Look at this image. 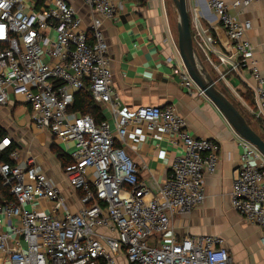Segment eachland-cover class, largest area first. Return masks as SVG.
Segmentation results:
<instances>
[{"label":"built area","instance_id":"built-area-1","mask_svg":"<svg viewBox=\"0 0 264 264\" xmlns=\"http://www.w3.org/2000/svg\"><path fill=\"white\" fill-rule=\"evenodd\" d=\"M264 0H205L226 43L221 52L197 11H189L194 47L229 91L226 75L247 72L255 84L253 106L240 101L255 122L264 123V70L253 59L247 34L250 21L229 13ZM90 16L87 27L70 0H0V106L22 103L31 125L57 144H72L63 178L78 198L71 212L66 198L29 154L0 141V181L12 200L0 203L2 264H236L216 236L178 240L172 218L189 215L204 199V179L219 163L216 141L196 139L171 107L126 110L111 87L105 21L117 17V0H78ZM38 3V4H37ZM208 29V30H207ZM178 55V53H177ZM200 56V55H199ZM173 75L188 93L204 95L191 81L179 58ZM240 77V76H239ZM87 91L105 117L95 124L89 115L70 112L74 95ZM239 99V98H238ZM129 127L168 137L174 156L170 174L152 193L139 179L127 153ZM239 137V136H238ZM240 139L243 151L230 191V207L261 231L264 249V158ZM119 141V142H118ZM21 158V159H20ZM43 203L49 214L39 213Z\"/></svg>","mask_w":264,"mask_h":264},{"label":"crops","instance_id":"crops-1","mask_svg":"<svg viewBox=\"0 0 264 264\" xmlns=\"http://www.w3.org/2000/svg\"><path fill=\"white\" fill-rule=\"evenodd\" d=\"M23 1L30 8L35 0ZM117 1L121 9L117 17L104 22L103 32L108 45L111 87L121 105L128 111L141 107H171L183 118L191 137L213 140L219 146L218 167L204 179L203 203L189 215L172 218L175 237L181 240L189 236H216L222 239L223 247L234 263L264 264L260 229L246 223L230 207L231 185L243 153L240 139L209 99L196 91L188 93L179 78L173 75L179 58L177 33L164 0ZM224 1L229 4L234 0ZM70 2L87 27L88 12L78 0ZM188 9L198 12L201 27L211 29L207 30L217 41L215 50L221 52L226 38L205 0H188ZM229 13L241 21L251 22L252 29L247 38L253 47L254 61L264 70V1L251 3L243 9L229 7ZM198 52L202 57L201 51ZM226 79L236 93L248 95L253 100L251 89L255 84L247 72L229 73ZM0 131L4 134L0 141L13 140L12 147L21 158L25 154L31 155L36 165L61 188L67 208L76 212L81 195L73 192L64 181L60 161V157H68L67 150L73 145L57 144L47 132L37 131L30 123L28 108L22 103L0 106ZM129 134L126 151L139 170L140 181L156 193L170 174L172 160L180 151L168 145L167 136L145 128L138 133L134 127H129ZM37 209L43 214L52 212L49 203H43ZM117 264L128 262L121 257Z\"/></svg>","mask_w":264,"mask_h":264},{"label":"water","instance_id":"water-1","mask_svg":"<svg viewBox=\"0 0 264 264\" xmlns=\"http://www.w3.org/2000/svg\"><path fill=\"white\" fill-rule=\"evenodd\" d=\"M175 12L177 53L187 75L194 85L209 99L225 121L242 140L251 144L264 158V139L257 134L217 86L197 53L190 28L188 0H171Z\"/></svg>","mask_w":264,"mask_h":264},{"label":"trees","instance_id":"trees-1","mask_svg":"<svg viewBox=\"0 0 264 264\" xmlns=\"http://www.w3.org/2000/svg\"><path fill=\"white\" fill-rule=\"evenodd\" d=\"M140 1H143V0H140ZM38 4V3H37ZM225 92L229 95L228 91H226V89H224ZM224 93V92H223ZM225 94V93H224ZM227 94H225V96L231 101V103L234 105V107L238 110V112L243 116V118L246 120V122L248 123V125L253 129V127L251 126L250 122H249V118L247 115H245L246 111L243 109V107H238L236 106V104L233 102V98H229L227 96ZM243 99H245L244 101L249 103L250 105L248 106H253V103H252V99L250 98V96L248 95H244V96H241ZM242 109L244 111H242ZM70 112H75V113H78V114H81V115H89L92 120L94 121L95 124H100L102 121L105 120V117L102 113V110L101 108L94 104L90 94L85 91V90H82L78 93H76L74 95V99H73V105L71 107V109H69ZM256 126H257V129L259 132H256V130H254L256 133H258L262 139H264V123L261 121V122H256ZM4 135L2 131H0V138L1 136ZM12 150H16L14 147H11L10 149H8L6 151V153L3 155L2 157V160H5L9 163H12L8 160L7 158V155L10 151ZM60 161H61V166L64 167L68 164H70V160L68 157H65L62 156L60 157ZM12 198L11 196L8 194L7 190L5 188L2 187L1 185V181H0V203H6V202H9L11 201Z\"/></svg>","mask_w":264,"mask_h":264},{"label":"rangeland","instance_id":"rangeland-1","mask_svg":"<svg viewBox=\"0 0 264 264\" xmlns=\"http://www.w3.org/2000/svg\"><path fill=\"white\" fill-rule=\"evenodd\" d=\"M164 4H165V6H166V8H167V11H168V9H169L170 15L172 16L173 20L175 21L174 6H173L171 0H164ZM202 62H203V60H202ZM203 64H204L205 68L208 70V72L210 73V75L212 76V78H214V79L218 82V83H217V86L219 87V89H220L222 92H224L225 94H227V93L225 92L224 88H223V86L225 85L224 82L218 80V78H219L218 74H217L214 70H211V69H210V66L208 67V65H206V63L203 62ZM225 87H226V86H225ZM227 96H228L229 98H233V99H231V100H233V102H234V103L236 104V106H238V107H240V105H241V104H240V101H241V100H242V101L245 100V99H243V98L241 97L240 94L236 93L235 91L232 92L231 90H229V95L227 94ZM238 98H239V99H238ZM240 99H241V100H240ZM252 101H253V100H252ZM244 102H245V101H244ZM245 103H246L247 105H250V104L247 103V102H245ZM252 103H253V102H252ZM241 107H243V106L241 105ZM250 107H252V106H250ZM243 109H244V108H243ZM243 109H242V111H244ZM245 115L248 116V118H249V122H250L251 126L253 127V129L256 130V132H259L258 129H257V126H256V122H255L252 118H250L249 115H248L247 113H245ZM257 134H258V133H257Z\"/></svg>","mask_w":264,"mask_h":264}]
</instances>
